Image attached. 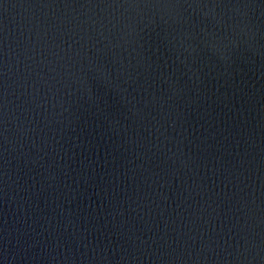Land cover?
<instances>
[{
  "label": "water",
  "instance_id": "water-1",
  "mask_svg": "<svg viewBox=\"0 0 264 264\" xmlns=\"http://www.w3.org/2000/svg\"><path fill=\"white\" fill-rule=\"evenodd\" d=\"M0 264H264V0H0Z\"/></svg>",
  "mask_w": 264,
  "mask_h": 264
}]
</instances>
